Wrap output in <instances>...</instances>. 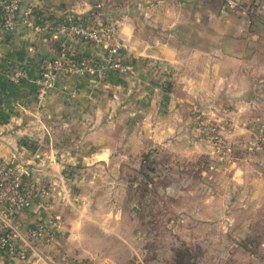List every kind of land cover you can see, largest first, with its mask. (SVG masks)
Here are the masks:
<instances>
[{
  "label": "crops",
  "instance_id": "crops-1",
  "mask_svg": "<svg viewBox=\"0 0 264 264\" xmlns=\"http://www.w3.org/2000/svg\"><path fill=\"white\" fill-rule=\"evenodd\" d=\"M204 1L21 0L16 27L0 25V162L33 173L45 160L48 168L65 160L53 168L71 193L66 204L45 200L15 212L24 232L50 221L55 226L33 264H143L155 247L139 230V204L125 200L121 159L156 143L183 141L192 124L188 111L203 109L193 96H214L215 132L230 147L210 191L193 199L198 208L187 211L188 221L231 242L238 227V237L250 239L251 225H264V150L245 149L248 128L264 117V0H236L238 10L227 9L224 0L212 8ZM75 23L111 35L108 44L120 46L133 75L109 69L101 77L66 75L41 94L34 83L40 63L57 57L62 46L78 59L103 63L101 46L69 32ZM147 64L164 71L153 74ZM13 67L25 71L19 85L5 77ZM146 88L151 100L165 94V117L135 118ZM185 96L193 98L191 105ZM260 245L257 260L264 264ZM242 251L250 256L249 248ZM3 259L0 264H9ZM250 259L241 264H255Z\"/></svg>",
  "mask_w": 264,
  "mask_h": 264
},
{
  "label": "rangeland",
  "instance_id": "rangeland-1",
  "mask_svg": "<svg viewBox=\"0 0 264 264\" xmlns=\"http://www.w3.org/2000/svg\"><path fill=\"white\" fill-rule=\"evenodd\" d=\"M222 1L205 0L204 4L212 8V6H220ZM108 38H111V35ZM122 57L124 58V55ZM147 66L153 74L159 75L164 71L162 66V68L156 67L154 64H147ZM162 78L166 80L165 82L170 81L168 77ZM160 81L162 82V80ZM158 88L165 90L166 86L159 83ZM145 92L142 102L136 103L138 112L134 115L135 118L144 120V113L154 114L153 116H157V118L165 117L168 114L166 111L168 106H165L168 104L165 94H158L151 100L150 90L146 88ZM147 95L149 97H146ZM193 98L199 102L203 109L202 111H188L191 113L189 115L192 118V124L188 126L183 141L177 140L170 146H165L166 143L163 142L156 143L149 149L140 152L136 157L121 159V167L124 168L123 177L127 185L125 200L128 204H139V230L145 239L152 242L155 247L148 256L140 258L143 264H172L175 251H183L186 248L191 252L190 264H241L242 259L247 260L250 257L252 262L258 264L257 259L259 256L262 258L263 255L259 253V248L262 247L260 243H264V233H261L264 231V225L252 224L251 232L254 236L250 239L243 238L244 240L242 237H238L242 232V227H238L232 234L234 242H231V239L226 237L214 239V229L204 228L203 224L191 225L186 217L187 211L198 208L193 199L202 198L212 188L209 185L214 184V170H217L220 165L224 166L225 160H227L226 152L230 147V144L222 141L220 135L216 134L214 96L200 95L193 96ZM193 98L185 96L186 103L191 105L190 99L193 100ZM214 135L218 139H214ZM241 145V143L235 144L239 147ZM34 161V163H38L37 160ZM10 162L13 167L27 172L26 184H24L31 195L39 189L46 191V195L34 202L35 205L43 203L45 200L56 199L67 203L71 195L69 189L66 188L67 178L64 180L63 175H58L56 169L53 168L62 166L65 160L62 162L63 164L57 160L53 161L51 168L47 167L51 163L50 160H45L42 167L36 168L37 171L33 173H31L33 170L29 172L30 170L27 168ZM63 169L66 171L67 168ZM67 177L70 179L71 175L68 174ZM212 190L214 193V189ZM202 208L205 209V207ZM185 219L187 220L185 221ZM232 247L238 251L232 253ZM243 247L249 248L250 256L247 257L246 251H242ZM4 260L7 259L2 261ZM32 260L35 259L32 258ZM7 261H10L9 264H21L14 258Z\"/></svg>",
  "mask_w": 264,
  "mask_h": 264
},
{
  "label": "built area",
  "instance_id": "built-area-1",
  "mask_svg": "<svg viewBox=\"0 0 264 264\" xmlns=\"http://www.w3.org/2000/svg\"><path fill=\"white\" fill-rule=\"evenodd\" d=\"M224 4L229 10L241 9L236 0H224ZM20 5L21 0H0L2 28L10 31L16 27ZM25 16L28 17V13H25ZM69 32L83 42L101 46L105 51L103 64L87 58L78 59L67 47L62 46L57 57L40 63L38 78L34 83L39 87L41 94L52 90L60 77L66 75L101 77L104 69L119 75L132 74V64L122 60L120 47L109 45V38L102 30L75 23L70 26ZM4 74L13 85H19L25 78V71L21 67L9 68ZM254 123L248 128L250 137L245 144L248 153L264 150V117ZM26 175L25 170L13 167L10 161L0 162V258H14L22 264H33L41 260L37 249L39 245H47L52 241L55 226L50 221L24 232L16 222L17 210L31 207L36 200L46 195L44 189H39L31 195L24 184Z\"/></svg>",
  "mask_w": 264,
  "mask_h": 264
},
{
  "label": "trees",
  "instance_id": "trees-1",
  "mask_svg": "<svg viewBox=\"0 0 264 264\" xmlns=\"http://www.w3.org/2000/svg\"><path fill=\"white\" fill-rule=\"evenodd\" d=\"M133 72H134V69L132 71V74H130V75H133ZM145 158H147V157H145ZM190 255H191V252L186 248L183 251L176 250L175 251V257L172 261V264H190L191 263V256Z\"/></svg>",
  "mask_w": 264,
  "mask_h": 264
}]
</instances>
